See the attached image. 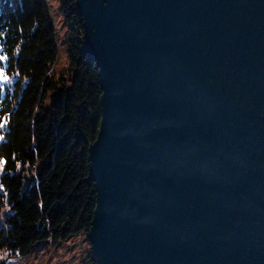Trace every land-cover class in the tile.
<instances>
[{
    "label": "water",
    "instance_id": "1",
    "mask_svg": "<svg viewBox=\"0 0 264 264\" xmlns=\"http://www.w3.org/2000/svg\"><path fill=\"white\" fill-rule=\"evenodd\" d=\"M100 83L95 264H264V0H75Z\"/></svg>",
    "mask_w": 264,
    "mask_h": 264
},
{
    "label": "trees",
    "instance_id": "2",
    "mask_svg": "<svg viewBox=\"0 0 264 264\" xmlns=\"http://www.w3.org/2000/svg\"><path fill=\"white\" fill-rule=\"evenodd\" d=\"M74 1L59 0L70 30V73L52 79L57 45L45 1L0 0V71L7 77H0V254L9 257L49 239L87 235L93 217L87 148L100 124L101 90Z\"/></svg>",
    "mask_w": 264,
    "mask_h": 264
},
{
    "label": "rangeland",
    "instance_id": "3",
    "mask_svg": "<svg viewBox=\"0 0 264 264\" xmlns=\"http://www.w3.org/2000/svg\"><path fill=\"white\" fill-rule=\"evenodd\" d=\"M50 19L55 27L57 52L51 65L49 76L56 79L70 73V60L67 51V41L70 37L68 20L61 10L59 0H44ZM82 232L67 241L55 242L49 239L23 256H8L0 254V264H95L92 263L90 242Z\"/></svg>",
    "mask_w": 264,
    "mask_h": 264
},
{
    "label": "snow or ice",
    "instance_id": "4",
    "mask_svg": "<svg viewBox=\"0 0 264 264\" xmlns=\"http://www.w3.org/2000/svg\"><path fill=\"white\" fill-rule=\"evenodd\" d=\"M0 77H2L5 80V82L7 81V77L2 71H0ZM4 123H6V120L4 121ZM2 126H3V123H0V127ZM2 166H3V161H0V168H2Z\"/></svg>",
    "mask_w": 264,
    "mask_h": 264
}]
</instances>
